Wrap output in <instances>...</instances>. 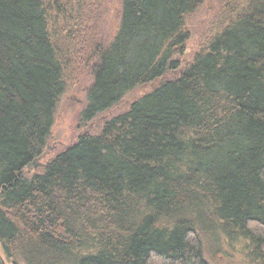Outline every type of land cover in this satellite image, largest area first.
Segmentation results:
<instances>
[{
    "label": "trees",
    "instance_id": "obj_1",
    "mask_svg": "<svg viewBox=\"0 0 264 264\" xmlns=\"http://www.w3.org/2000/svg\"><path fill=\"white\" fill-rule=\"evenodd\" d=\"M206 1L121 0L103 44L100 0H0V245L12 264H264V0H225L180 67ZM89 74L86 121L159 82L28 170L61 97ZM224 236L244 242L239 262Z\"/></svg>",
    "mask_w": 264,
    "mask_h": 264
},
{
    "label": "rangeland",
    "instance_id": "obj_2",
    "mask_svg": "<svg viewBox=\"0 0 264 264\" xmlns=\"http://www.w3.org/2000/svg\"><path fill=\"white\" fill-rule=\"evenodd\" d=\"M224 2L225 0H207L205 5L192 16V22L190 23L191 36L187 43L186 51L182 56L177 58L179 59L180 67L190 62L201 42L206 41L211 36L215 27L213 25L220 18ZM120 14L121 0H100L99 11L93 23V30L96 38L103 44L108 43L113 37ZM92 81V75H87L77 87H72L61 97L56 108L54 124L51 128L44 155L38 161V164L30 166L28 170L37 171L42 169L48 160L73 144L81 134L87 132L91 134L98 133L106 120L125 111L132 101L137 99L141 94L151 90L159 82L156 81L148 85L136 87L128 92L118 103L99 113L92 120L86 121L83 118L82 112L87 105V91ZM214 237V235L206 237L207 248L212 246ZM225 239L239 262L244 252V242L235 239L232 241L233 246H231V240L224 236L222 239L223 247L226 245ZM0 256L5 264H12L4 254L1 245ZM219 256H223L222 253H219ZM220 260H223V258H220Z\"/></svg>",
    "mask_w": 264,
    "mask_h": 264
},
{
    "label": "water",
    "instance_id": "obj_3",
    "mask_svg": "<svg viewBox=\"0 0 264 264\" xmlns=\"http://www.w3.org/2000/svg\"><path fill=\"white\" fill-rule=\"evenodd\" d=\"M32 166H35V163H33Z\"/></svg>",
    "mask_w": 264,
    "mask_h": 264
}]
</instances>
